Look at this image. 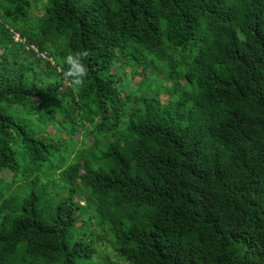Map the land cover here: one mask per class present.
<instances>
[{"label": "trees", "instance_id": "obj_1", "mask_svg": "<svg viewBox=\"0 0 264 264\" xmlns=\"http://www.w3.org/2000/svg\"><path fill=\"white\" fill-rule=\"evenodd\" d=\"M43 1L0 0V264H264V0Z\"/></svg>", "mask_w": 264, "mask_h": 264}, {"label": "clouds", "instance_id": "obj_2", "mask_svg": "<svg viewBox=\"0 0 264 264\" xmlns=\"http://www.w3.org/2000/svg\"><path fill=\"white\" fill-rule=\"evenodd\" d=\"M14 39H16V37ZM31 48L36 51L38 58H40L42 62L40 67L42 68L43 72L39 73L40 75L37 78L60 79L61 88H63V86H69L68 89L73 88L75 90H79L85 85V81L89 75V68L85 64V60L89 56L87 49L70 52L63 58L62 64H58L52 56H48L47 51L36 50V48L33 46H31ZM150 80L151 78L147 77L145 82ZM62 106L63 108H69V105ZM26 181L28 180H23V182Z\"/></svg>", "mask_w": 264, "mask_h": 264}, {"label": "rangeland", "instance_id": "obj_3", "mask_svg": "<svg viewBox=\"0 0 264 264\" xmlns=\"http://www.w3.org/2000/svg\"><path fill=\"white\" fill-rule=\"evenodd\" d=\"M43 0H40V2L38 3L37 6L34 7L33 10H30L31 15L35 13L40 14L43 10L42 6L44 5V1L42 3ZM42 3V4H41ZM207 34H212L213 32H211L210 30H206ZM16 37V34L15 36ZM134 67L131 66H126L123 68L124 73H125V77L126 79H128L130 72L133 70ZM138 68V67H137ZM136 68V69H137ZM161 78L159 79V81H154V85L157 86L158 84H162L163 86L166 87L167 92L171 93L172 92V86L174 83V77L171 73H167V75L165 76V73L161 74ZM147 77H151V73L150 72H146L142 75L141 77V82H145ZM135 79L134 78H130V82H133ZM120 86L121 87H125L126 90H129L130 85L127 84L125 85V83L122 81L120 82ZM143 90L147 89L149 87V83H147V87L146 85H143ZM78 136V135H77ZM89 143V138L85 137L82 139V145L85 146ZM52 175H56V173L52 174ZM47 175H42V178L44 179ZM80 203H83V201H80ZM0 210H2V208L0 207ZM91 211V210H90ZM88 211L87 215L91 214V212ZM97 211V210H96ZM94 214V213H93ZM86 214H84L82 217H80V219L76 222L75 225L78 226H84L85 227V231L87 233H91V238L92 239H96V237H93L94 234L95 235H104V237H107L106 233L104 232V227L101 225L96 224V221L93 218L90 219V224L87 223V220L85 218ZM92 217V216H90ZM87 240H89L88 236L86 237ZM98 239H96L94 242L96 243L94 248L97 250L94 256V260L95 262L92 264H113V257L110 254V252L107 250V248L105 247V243L101 240L100 242H96ZM107 247L109 246V243L107 242Z\"/></svg>", "mask_w": 264, "mask_h": 264}]
</instances>
